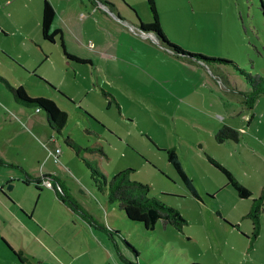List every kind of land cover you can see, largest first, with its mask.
I'll list each match as a JSON object with an SVG mask.
<instances>
[{"label": "rangeland", "instance_id": "obj_1", "mask_svg": "<svg viewBox=\"0 0 264 264\" xmlns=\"http://www.w3.org/2000/svg\"><path fill=\"white\" fill-rule=\"evenodd\" d=\"M154 2L162 32L173 45L264 75V14L259 0ZM96 4L106 12V19L99 14L95 25L87 24L89 19L75 22L87 24L82 41L95 42V50L105 54L96 58L99 69L93 79L89 66L66 61L57 42L44 40L39 26L29 28L35 44L19 43L21 31L6 21L13 5L3 4L0 9L7 30L6 35L0 31V48L8 52L0 51V79L22 86L31 97L51 99L67 113L62 132L53 133L42 112L16 106L0 80V160L7 164H0V178L10 177L16 186L5 185L3 192L15 198L22 220L14 222L13 238L42 257L43 264H124L107 236L62 203L50 185L43 187L54 194L59 207L48 198L45 206L40 198L37 203L39 189L24 181L27 175L48 174L57 190L62 187L90 216L120 231L138 252V264H264V213L260 236L249 253V242L242 235L250 234L246 213L264 184V96L249 107V88L232 65L180 56L140 31V22L152 20L146 0ZM35 17L38 24L39 12L29 27ZM102 43L104 50L99 48ZM44 52L51 54L47 63H35ZM95 79L96 92H87ZM223 126L237 131L238 142L215 140ZM66 136L97 151L76 156L65 144ZM170 147L200 199L191 195L167 162L163 149ZM207 155L226 167L252 196L239 198L225 176L208 163ZM83 160L95 163L106 179L132 169L130 181L148 185L150 197L180 212L186 220L182 230L158 222L147 231L129 221L98 190ZM21 206L31 211L36 206L35 217L26 218ZM116 243L122 248L120 238Z\"/></svg>", "mask_w": 264, "mask_h": 264}, {"label": "trees", "instance_id": "obj_2", "mask_svg": "<svg viewBox=\"0 0 264 264\" xmlns=\"http://www.w3.org/2000/svg\"><path fill=\"white\" fill-rule=\"evenodd\" d=\"M259 1L260 7L264 14V1ZM146 3L149 7L152 20L147 24L140 22V31L151 33L157 39L160 45L164 46L172 53L174 52L175 54H178L180 56L189 57L190 59L194 58L196 60L202 61L204 64L216 62L217 65H232L235 71L238 72V74L241 75L242 78H244V81L249 88L246 93V103L249 107L252 106V104L258 97L262 95L264 96V75L259 73H247L231 61L214 60L196 54H189L181 50L179 47L170 43L162 32L154 0H146ZM104 4H107V2H104ZM54 18L55 11L52 4L49 1L44 0L41 13L42 38L50 43L57 42L66 61L76 62L79 64L86 63L87 61L85 59L75 56L66 50L61 30L52 29ZM0 80L11 92L13 102L16 106H20L23 108H32L36 111L42 112L45 119V123L50 128V130L56 134H60L62 132L67 121V113L64 110L60 109L54 101L45 97H31L26 93L25 89L22 86L14 87L4 79L1 78ZM102 95L107 97V93H105L104 91ZM85 113L87 112L85 111ZM214 138L218 143H223L228 140H232L236 143L239 140V134L232 128L223 126L216 133ZM64 142L68 147H70L74 151L76 156H81L84 152L94 153L97 151L96 147L83 148L79 146L69 136L65 137ZM163 151L166 155L167 162L172 165L185 187L189 190V192L194 198L199 199L198 192L194 187L192 181L189 179L186 172L184 171V168L177 157L175 148L170 147L163 149ZM99 152L101 151L99 150ZM206 158L211 166L216 168L219 172L223 174V176H225L227 184L235 190L239 198L248 199L252 196V192L247 187L238 182L234 175L226 167L222 166L217 160H215L209 155H207ZM84 163L87 169L90 171V176L95 186L98 188V190L106 193L108 203L116 204L118 209L124 213L125 217L129 221L141 224L143 228L147 231L154 230L158 222H160L163 226L171 225L179 231L182 230L186 220L183 218L180 212L175 208L165 205L163 202L157 200L156 198L150 197L148 195V185L130 181L128 179V174L129 172L133 171L132 169L122 170L113 175L110 179H106V177L103 175L102 172H100L95 163L88 161H84ZM0 164L4 165L6 163L0 161ZM51 179L52 176L48 174H44L40 178H31L27 175V178L24 183H34L37 189L40 190L39 186H44L42 182L44 180ZM50 184L56 197L62 203L68 205L73 212L79 214L95 230L100 231L107 236V238L113 244L116 256L122 263L138 264V252L121 235L120 231L112 230L111 228L106 227L103 223L90 216L88 212L84 211L72 198H70V196L62 187H59L60 190H57L53 182H50ZM263 213L264 184L262 185L260 195L257 198L251 199L250 207L246 213V217L249 218L251 222V231L249 236H246L244 234L242 235L248 239V251L252 249L254 242L260 234V216ZM230 226L233 227L232 225ZM116 238L121 239L123 244L122 248L118 247V244L116 243ZM8 248L20 261H22V254L20 252H14L9 246ZM186 264L201 263L188 261Z\"/></svg>", "mask_w": 264, "mask_h": 264}, {"label": "crops", "instance_id": "obj_3", "mask_svg": "<svg viewBox=\"0 0 264 264\" xmlns=\"http://www.w3.org/2000/svg\"><path fill=\"white\" fill-rule=\"evenodd\" d=\"M13 1V2H12ZM20 0H0V9L3 7V4L6 6L13 5L10 9V13L7 14L8 19L6 20L12 27H15L16 30L21 31V40L19 43L23 45L26 43L35 44L32 36V32L29 28L37 29L39 26L40 35H41V13H42V5L44 0H26V4L21 5ZM49 1L55 11V18L52 24V29H59L62 32L64 45L66 50L82 59H85L87 62L83 63L90 67L91 72L90 76L93 79V73L98 72V66L96 65V58L98 55H105L102 51L95 50L96 43H85L82 41L83 37V29L87 24L95 25L98 22V18L96 17L99 14L106 19L107 14L101 8L99 9L96 3H99L100 0H47ZM12 2V3H11ZM105 5V4H102ZM15 6V7H14ZM1 10H0V18H1ZM39 12L40 21L37 24V18L34 20V24L30 27L28 26L29 21L33 16H37ZM85 12V16H81V13ZM59 18L60 21H59ZM90 20L87 24L76 25L75 22H82L86 20ZM32 21V20H31ZM72 24L74 25V30L72 29ZM5 23L0 19V31L6 35L7 30H5ZM81 25V28H80ZM26 27L25 30L23 28ZM140 30V29H139ZM149 36H153L148 33ZM42 37V36H41ZM154 37V36H153ZM156 40V38L154 37ZM157 41V40H156ZM158 42V41H157ZM90 46L92 49H90ZM100 50L105 49V44L99 47ZM29 48H27L28 50ZM0 51L7 54L8 52L3 48H0ZM43 57L35 62V63H47L50 58V53L44 52ZM108 54V53H107ZM106 54V55H107ZM9 55V54H8ZM34 64L30 66L34 67ZM29 67V64L27 65ZM77 78V73H75V79ZM95 84H90L87 86V92H96L95 85H98L97 79ZM1 161V160H0ZM3 162V161H2ZM7 165V164H4ZM29 176V175H28ZM48 181V180H47ZM10 177L0 178V264H43V258L38 256L35 253L29 252V247L24 244V242H18L15 238H13L14 233V222L21 224V217L18 215V212L15 210V206L17 202L13 196L9 193H4L3 187L5 185H10L11 189H15L16 186L11 184ZM55 194V193H54ZM54 194H51V191L48 188H44L40 186L39 194L37 195V203L41 201L42 206H45V199L53 200V207H59ZM39 198L41 199L39 201ZM200 199V197H199ZM43 200V201H42ZM22 207V214L30 219V217H35V209L36 206L33 207V210L26 209ZM30 213V216L29 214ZM245 233V232H244ZM261 233V229H260ZM260 236V234H259ZM258 236V238H259ZM245 238V237H244ZM256 239V241L258 240ZM248 241V239L246 238ZM5 241V243H4ZM37 239H33V243H36ZM255 243V242H254ZM12 248L14 252H20L22 254V261H20L8 248V246ZM39 245V244H38ZM41 246V244H40ZM254 246V244H253ZM247 250V248H246ZM246 253H249L247 250Z\"/></svg>", "mask_w": 264, "mask_h": 264}, {"label": "built area", "instance_id": "obj_4", "mask_svg": "<svg viewBox=\"0 0 264 264\" xmlns=\"http://www.w3.org/2000/svg\"><path fill=\"white\" fill-rule=\"evenodd\" d=\"M58 150H56L55 151V153H54V158H55V160H57V158H58ZM43 184H45V185H50L51 186V184H50V182L49 181H47V180H44V183Z\"/></svg>", "mask_w": 264, "mask_h": 264}, {"label": "water", "instance_id": "obj_5", "mask_svg": "<svg viewBox=\"0 0 264 264\" xmlns=\"http://www.w3.org/2000/svg\"><path fill=\"white\" fill-rule=\"evenodd\" d=\"M9 189H11V186L9 185V187H8Z\"/></svg>", "mask_w": 264, "mask_h": 264}]
</instances>
